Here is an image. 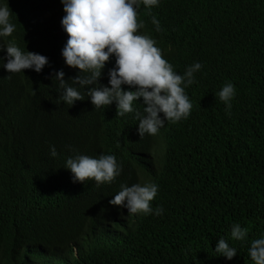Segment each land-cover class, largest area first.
I'll list each match as a JSON object with an SVG mask.
<instances>
[{"label": "trees", "instance_id": "trees-1", "mask_svg": "<svg viewBox=\"0 0 264 264\" xmlns=\"http://www.w3.org/2000/svg\"><path fill=\"white\" fill-rule=\"evenodd\" d=\"M5 5L15 31L0 45L15 42L49 64L15 74L0 65V264H254L251 242L264 237V0H159L151 14L139 4L138 34L157 42L177 74L202 65L185 89L189 118L143 138L135 113L116 116L115 103L95 109L87 89L72 84L81 73L62 56L61 0ZM114 67L112 56L100 85L109 86ZM60 70L84 100L60 99ZM228 82L236 90L230 115L217 95ZM133 107L143 113L141 101ZM102 154L122 166L114 182H72L68 158ZM137 183L158 186L151 207L162 215H128L109 203L121 185ZM234 224L248 229L246 240L231 237ZM220 239L236 249L232 260L215 252Z\"/></svg>", "mask_w": 264, "mask_h": 264}, {"label": "clouds", "instance_id": "clouds-1", "mask_svg": "<svg viewBox=\"0 0 264 264\" xmlns=\"http://www.w3.org/2000/svg\"><path fill=\"white\" fill-rule=\"evenodd\" d=\"M61 3L65 13L61 26L68 36L62 56L68 67L80 71L81 75L71 82L87 89V97L95 109L115 103L116 116L135 113L141 138L145 134L157 135L165 122L178 123L189 118L193 105L185 89L196 82L194 73L200 71L202 65L194 63L183 75H179L163 57L161 49L156 46L157 42L148 35L138 34L144 27L142 22H138L139 4L142 3L148 14H151V9L159 5V0H61ZM11 15L9 6L0 7V37H10L14 33ZM55 15L56 12L49 14L46 27L51 26L57 17ZM152 23L158 32L161 31L155 16L152 17ZM3 50L7 52V63H3L4 58H0V65L10 74L29 69L40 73L49 64L47 57L22 51L15 42H9L6 47L0 45V51ZM112 56H115V67L109 71V86H102L98 81ZM54 79L59 81V87L63 89L60 99L65 104L72 106L74 102L85 99L76 87L69 86L63 70L55 72ZM124 85L135 90L125 91ZM235 93L231 82L217 93L229 115ZM137 101L143 103V113L133 107ZM110 110L114 108L111 106ZM50 154L52 157L58 155L55 146L50 148ZM65 168L71 172L73 183L85 184L91 180L97 187L114 182L122 172V166L114 155L103 154L99 158L87 155L70 157ZM157 193L158 186L154 183L121 185V190L109 203L126 208L128 215L143 213L160 216L164 209L160 206L155 209L151 207ZM247 235V228L233 225L231 237L234 240L244 241ZM215 252L227 260L237 255L236 249L224 239L219 240ZM248 255L254 264H264V237L251 242Z\"/></svg>", "mask_w": 264, "mask_h": 264}]
</instances>
